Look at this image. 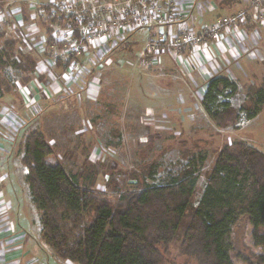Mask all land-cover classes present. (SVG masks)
<instances>
[{
  "label": "rangeland",
  "instance_id": "obj_1",
  "mask_svg": "<svg viewBox=\"0 0 264 264\" xmlns=\"http://www.w3.org/2000/svg\"><path fill=\"white\" fill-rule=\"evenodd\" d=\"M48 1L0 0V49L8 39H25L22 41L24 54L36 57L38 64L29 85L21 81L20 71L6 67L4 76L13 90L0 97V183L7 192L0 196L4 203L0 213H14L11 225L16 230L27 221L30 228L29 207L24 199L29 196L25 182L27 170L21 163V144L33 130L42 131L55 148L49 163L61 162L81 183L88 175L93 176V187L104 192L113 207L117 205L118 194L128 187L136 188L142 182L165 184L189 166L198 176L193 195L196 203L221 147L233 140H243L264 152V106L249 120L239 111L240 107L250 105L252 85L236 80L237 91L229 102L239 112V120L236 124L218 127L201 108L204 85L192 88L189 104L183 102L182 95L154 89L156 83L149 80L147 73L155 72V65L144 68L142 61L134 56L144 42L138 34L131 38L132 52L127 53L126 67L119 66V54H112L111 63L96 57L95 64L104 63L100 74L82 75L81 81L73 83L77 93H67V98L63 97L65 104H61L63 83H71L72 79L65 78L52 59L71 48L73 41L68 40L66 32H60L64 23L55 19L49 36L58 45L48 48L42 44L47 37L44 27L48 28L50 20L38 12L37 6ZM253 1L248 0L251 9L257 5V15H264V0H258L255 5L251 4ZM260 26L256 21L258 35L252 53L262 51L264 29ZM73 37L78 38V34ZM45 52L52 57L44 55ZM258 58L255 62L259 66L264 64V58ZM262 68L263 74L257 75L258 80L251 84L257 85L264 78V65ZM90 80H96L102 87L99 97L87 93L92 84ZM80 93H83L82 106ZM188 220V216L182 220L171 243L157 245L162 257L160 264H196L193 257L180 253L185 233L183 224ZM255 233L264 240V226ZM254 235L247 217L240 216L230 233L233 264H262L259 258L264 254V247L256 243Z\"/></svg>",
  "mask_w": 264,
  "mask_h": 264
},
{
  "label": "trees",
  "instance_id": "obj_2",
  "mask_svg": "<svg viewBox=\"0 0 264 264\" xmlns=\"http://www.w3.org/2000/svg\"><path fill=\"white\" fill-rule=\"evenodd\" d=\"M50 6L49 1L43 2L37 10L47 13ZM48 19L44 44L57 46L49 35L55 19L64 23L65 18ZM253 25L250 22L245 28L253 29ZM22 41L8 39L0 49V97L13 90L4 76L6 67L20 71L24 84L31 81L37 67L36 57L24 54ZM55 62L59 65L60 59ZM251 87L250 105L239 109L248 120L264 106V78ZM236 91L237 85L229 77L207 79L201 106L216 126L238 122L239 112L229 102ZM21 152L31 203L39 214L40 241L60 260L76 264H160L157 245L171 243L186 216L189 220L183 224L180 253L193 257L196 264H233L230 233L240 216L247 217L256 243L264 247L263 237L255 233L264 226V152L243 140L221 147L196 203L193 195L198 176L190 166L165 184L142 182L136 188L128 187L118 194L113 207L106 194L93 187V176L88 175L81 183L61 162H48L55 148L42 131L27 134ZM259 260L264 264V254Z\"/></svg>",
  "mask_w": 264,
  "mask_h": 264
},
{
  "label": "crops",
  "instance_id": "obj_3",
  "mask_svg": "<svg viewBox=\"0 0 264 264\" xmlns=\"http://www.w3.org/2000/svg\"><path fill=\"white\" fill-rule=\"evenodd\" d=\"M122 1L124 0H99L101 3ZM174 2L175 7L171 12L175 20L165 22L156 27L157 31L163 32L168 36H172L183 29L199 28L202 25L212 23L216 18L221 16H229L241 11H249V14L252 16L258 10L257 5L252 6L254 8L252 10L248 4V0H174ZM252 23L254 24L252 31L248 32L243 28L238 29L236 32L222 31L218 40L208 42L198 50L188 51L180 55L170 53L158 55V63L154 66L155 72H152V74L147 73L149 80L155 81L156 83L153 86L154 89L164 93L182 95L185 98L183 102L189 104L190 94L193 92L192 88H197V86L202 85L205 86L207 79L214 75L229 77L235 83L236 80H239L244 84L253 85L251 82L258 80L256 76L263 74L261 71L263 70L262 67L264 64L261 63L259 66V63L257 64L255 60H257L260 54L261 57L258 59L262 60L264 58V40L262 39L261 41L262 51L258 50L257 52L255 50L256 52L252 53V49L254 50L256 47L255 37L258 35L255 23ZM260 29H264V26H260ZM135 34L141 35L144 40L143 45L134 54L135 59H138L148 36V28L146 27L130 29L108 40H99L93 46L87 45L86 49L78 56L70 55L69 58H65L67 55L62 51L61 54L54 55L52 60L56 61L57 58L60 59V64L55 65L58 68L57 70L63 73L65 78L72 79L71 83L68 82L65 84L64 82V87L62 88L60 85H57L60 86L58 88H61V104H65L67 93L71 92L73 95L77 93L75 90L78 89H76L77 87L75 89L73 88V83L75 84L81 81L82 75L85 73L87 75L89 74V77L100 74L99 71L102 70L104 64L101 62L106 60L111 63L110 58L112 54H119L118 56L121 58L119 66L121 68L126 67L127 53L131 51V46L133 45L131 38ZM46 53L44 55L52 57ZM96 57L102 58L100 59L101 62L99 65L95 64L94 60ZM66 61H68V64ZM35 70H37V67ZM90 82L92 84L87 93L92 97L94 95L99 97L98 95L103 91L101 90L102 87L98 86L96 80H90ZM82 94H79L81 106L83 105ZM186 95L187 97H185ZM73 102L75 103V100ZM189 116H194L193 118H195L194 113H190ZM3 194L7 195V192H5V188H3L1 182L0 196ZM24 199L25 204L29 207L30 228L29 222L27 221L23 223L20 229L16 230L11 225V220L14 219V213H5L2 215L0 213V264H76L68 260H60L47 245L40 241L41 226L39 214L31 203L30 195L27 198L24 197ZM1 202L3 200L0 201V208L4 205ZM48 257H51V260Z\"/></svg>",
  "mask_w": 264,
  "mask_h": 264
},
{
  "label": "built area",
  "instance_id": "obj_4",
  "mask_svg": "<svg viewBox=\"0 0 264 264\" xmlns=\"http://www.w3.org/2000/svg\"><path fill=\"white\" fill-rule=\"evenodd\" d=\"M258 0L251 4H257ZM50 9L47 17L56 16L64 19L60 32H66L71 48L63 50L65 58L78 56L87 45H94L99 40H108L130 29L146 27L148 36L143 50L138 57L144 68L158 63V55L170 53L184 54L198 50L208 42L218 40L222 31L236 32L250 22L264 26V15L253 14L249 17L245 11L216 18L212 23L199 28L183 29L172 36L156 30L165 22L175 20L172 10L174 0H124L122 2H105L99 0H49ZM75 29L78 38L73 37Z\"/></svg>",
  "mask_w": 264,
  "mask_h": 264
}]
</instances>
